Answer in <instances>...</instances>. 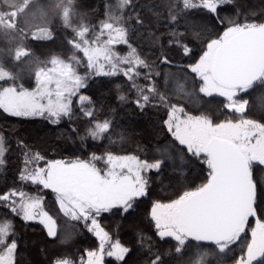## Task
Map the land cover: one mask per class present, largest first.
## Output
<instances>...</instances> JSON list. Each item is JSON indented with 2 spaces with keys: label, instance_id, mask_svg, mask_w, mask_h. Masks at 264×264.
<instances>
[{
  "label": "snow or ice",
  "instance_id": "obj_1",
  "mask_svg": "<svg viewBox=\"0 0 264 264\" xmlns=\"http://www.w3.org/2000/svg\"><path fill=\"white\" fill-rule=\"evenodd\" d=\"M75 2L49 0L45 5L41 0H0V41L8 45L6 50L0 48V82H11L0 83V110L9 116L42 118L59 124L63 118L72 119L73 97H78L83 116L91 118L95 116V109L85 107L91 99L81 94L80 89L87 87L88 79L93 76L123 74L137 90L135 103L143 111L150 97L134 79L143 75L149 81L147 93L159 95L160 105L169 108L164 120L167 131L183 146L181 151L186 149L188 155L206 165L208 170L206 180L193 190L184 191L168 203H153L151 220L155 223L156 234L161 240L171 238L175 241V252L182 257L178 264H207L209 256L222 261L231 246L241 239V234L246 233L249 218L257 215L253 166H264V122L246 118L244 113L250 101L235 97L249 92L264 96V23L249 21L246 16L240 22L241 13L237 9V18L228 19L227 26L215 38L203 41L202 54L195 64L189 65L195 79L202 82L201 93L224 97L227 101L224 108L239 114L216 123L209 115L192 116L176 104L169 105L165 93L158 92L152 81V67L128 40L129 28L124 14L132 0H117L115 9L108 6L106 18L100 21L98 29L83 22H73ZM232 3L234 0H178L177 14L169 13L170 22L175 23L179 14L192 10H205L218 18V8ZM152 10L154 15H159ZM57 18L65 29L72 31L67 43L74 51L67 60L53 55L47 61L33 62L29 73L34 87L29 89L18 84L24 73L21 67L23 58L30 55L24 42L29 38L33 41L54 39L49 25ZM128 19H131V13ZM136 24H143L139 14ZM172 35L169 44L174 43L182 48L184 55H189V45L176 38L184 33L174 31ZM194 35L199 37V33ZM118 45H126L128 52L124 55L118 53ZM160 62L170 63L167 57ZM81 67L87 69L83 75L78 71ZM141 68L147 71L141 73ZM177 93L187 94L186 88L177 85ZM117 99L123 102L126 97L121 94ZM257 107L264 111V105L258 104ZM112 124L111 119L96 120L87 128V136L93 140L113 138ZM113 139L123 140L124 136L121 134ZM6 151L4 138L0 136V165L5 163ZM35 158L43 159L38 153ZM98 160H103L106 168L97 167L94 161ZM29 163L25 159V165ZM161 164V160L150 163L133 155L108 152L105 157L93 154L88 161L53 160L34 170L25 167L19 179L39 186L37 191L50 190L60 213L83 222L88 231L94 232L101 240L100 253L89 251L87 264H102L107 233L100 229L95 217L116 208L123 212L131 209L138 198L147 194L148 178L143 173L159 172ZM43 199L15 189L0 195V202H5L4 206L14 215L26 222L38 221L49 237H55L57 222L43 209ZM10 236L13 238L9 241ZM190 241L198 246L207 242L214 248L197 247L183 258ZM16 249L13 222L4 220L0 222V264H14ZM128 252V248L116 243L107 255L122 261ZM149 252L151 254L150 249ZM154 255L151 264H164L160 254ZM233 261L234 264H264V222L260 219L251 228L246 252L239 259L233 257ZM51 264H76V261L71 257H57ZM80 264H83L82 259Z\"/></svg>",
  "mask_w": 264,
  "mask_h": 264
},
{
  "label": "trees",
  "instance_id": "obj_2",
  "mask_svg": "<svg viewBox=\"0 0 264 264\" xmlns=\"http://www.w3.org/2000/svg\"><path fill=\"white\" fill-rule=\"evenodd\" d=\"M48 2L49 0H41L45 5ZM177 2L178 0H132L124 14L126 26L129 28V42L152 67V81L158 92L165 93L169 105L176 104L188 115H209L216 123L238 116L239 114L228 112L224 108L227 102L225 98L217 95L205 96L199 91L202 82L195 79L189 65L195 64L202 54L203 41L215 38L227 26L228 19L237 18V9L241 13L238 17L240 22L246 16L249 21L264 23V0H234V3L218 8V18L205 10H192L179 14L177 21L171 23L169 13L177 14ZM116 3L117 0H76L73 22H83L98 29L100 21L106 18L108 6L115 9ZM152 9L159 15H154ZM137 14L143 24H136ZM221 21H224L223 25ZM49 26L54 33V39L33 41L29 38L24 42L30 55L23 58L21 67L24 73L17 83H22L26 88L34 87V80L29 73L33 62L47 61L53 55L67 60L74 51L67 43L68 38L73 35L72 31L65 29L58 18ZM174 31L184 33L176 38L189 45V55H184L182 48L174 43L169 44L173 40ZM194 33H199V37ZM7 47L6 42L0 41V48L6 50ZM119 49L128 50L126 45H120ZM163 57H167L170 63L162 64L160 61ZM5 60H8L7 51ZM139 70L141 73L147 71L143 68ZM80 71L82 75L85 73V70ZM138 81L149 84L143 76ZM177 85H183L187 94H178ZM80 93L90 97L91 103L86 102L85 107L95 109L94 117L83 116L77 103L78 97H73L72 119L63 118L59 124L49 123L42 118L9 116L0 110V136L4 138L7 148L3 157L5 163L0 165V195L15 189L42 196L43 209L57 222V235L49 237L43 225L22 220L4 206L5 202H0V222H13L14 238L17 241L14 264H51L57 257H71L76 264H80L89 251L98 250L101 244L98 237H94L93 232L88 231L83 222L72 220L60 213L51 191H37L39 186L24 183L19 177L25 167H40L53 160L88 161L93 154L105 157L108 152L121 156L133 155L150 163L161 160L162 164L159 172L146 173L147 194L138 198L131 209L123 212L116 208L95 217L112 243H119L129 249L122 261L105 257L102 264H151L155 259L154 254H160L164 264H178L182 257L175 252V241L171 238H159L150 219V211L153 203H168L184 191L199 186L206 180L207 166L188 155L186 149L181 151L183 146L167 131L164 120L167 119L168 107L160 105L159 95L148 94L149 103L141 111L135 103L138 99L137 90L123 74L114 77L93 76L88 79L87 87L80 89ZM121 94L126 97L123 102L117 99ZM235 99H248L250 104L244 113L245 117L264 122V111L257 107L258 104L264 105V96L258 97L256 92L239 93ZM106 118L113 121L112 137L123 134V140H93L87 136L86 130L91 123ZM25 153H28L27 157ZM37 153L43 159H36ZM25 159L30 161L28 165H25ZM253 179L257 185V201L254 205L257 215L249 218L246 233L241 234V239L231 246V251L222 261L209 256L207 264H234L233 257L239 259L246 252V244L250 241L249 230L253 228L256 220L264 222V166H253ZM12 238L10 236L9 240ZM197 247L214 248L207 242H201L198 246L196 242L190 241L183 258H187L189 252Z\"/></svg>",
  "mask_w": 264,
  "mask_h": 264
},
{
  "label": "rangeland",
  "instance_id": "obj_3",
  "mask_svg": "<svg viewBox=\"0 0 264 264\" xmlns=\"http://www.w3.org/2000/svg\"><path fill=\"white\" fill-rule=\"evenodd\" d=\"M120 45H118V46H116V51L118 52V53H120L121 55H124V54H126L127 52H128V50H125V51H122V50H118V47H119ZM122 67H128V65H122ZM80 70H85V72L87 71V69L85 68V67H81V68H79L78 69V71H79V73L82 75V73H81V71ZM189 70H190V68H189ZM140 71V70H139ZM194 74V73H193ZM195 75V74H194ZM141 76H143V75H141ZM134 79L136 80L137 79V85H139V86H142V87H144V90H145V94H151V95H153L152 93H147V84L146 83H139V81H138V78H135L134 77ZM213 95H217V94H215V93H213ZM217 96H219V95H217ZM224 98V97H223ZM178 107V106H177ZM168 110H169V108H168ZM184 113H178V115H183ZM178 142V141H177ZM179 143V142H178ZM94 163L97 165V167H99V168H101V169H104V168H106V165L104 164V162H103V160H101V161H94ZM47 164V163H46ZM46 164H43L42 166H40V167H45L46 166ZM36 167H39V166H37V165H35V166H33V167H30V168H28V170H34ZM143 175H146V173H143ZM50 191V190H49ZM29 195H31V194H29ZM32 196H36V195H32ZM18 199V198H17ZM102 213H106V212H102ZM70 218V217H69ZM251 218V217H250ZM150 219H151V211H150ZM31 222H36V223H39L38 221H31ZM153 222V224H154V226H155V223H154V221H152ZM256 223V222H255ZM40 224V223H39ZM89 224H90V221H89ZM42 225V224H41ZM255 227V224H254V226H253V228ZM94 233V232H93ZM249 234H250V240H251V229L249 230ZM10 241V240H9ZM113 244H116V243H112V241L110 240V238L107 236V240H105L104 241V253H103V259L105 258V257H109L108 255H107V252L108 251H110L111 250V248H112V245ZM101 245V244H100ZM98 254L100 253V246H99V248H98V250L96 251ZM115 258V257H114ZM13 259H14V257H13ZM87 261H88V256L86 257V259H84V261H83V264H87ZM103 261V260H102Z\"/></svg>",
  "mask_w": 264,
  "mask_h": 264
},
{
  "label": "flooded vegetation",
  "instance_id": "obj_4",
  "mask_svg": "<svg viewBox=\"0 0 264 264\" xmlns=\"http://www.w3.org/2000/svg\"><path fill=\"white\" fill-rule=\"evenodd\" d=\"M97 217V216H96ZM97 223H98V221H97ZM100 227V226H99ZM100 229H101V227H100ZM93 236L94 237H97L94 233H93ZM98 241H99V243H101V240L98 238Z\"/></svg>",
  "mask_w": 264,
  "mask_h": 264
},
{
  "label": "water",
  "instance_id": "obj_5",
  "mask_svg": "<svg viewBox=\"0 0 264 264\" xmlns=\"http://www.w3.org/2000/svg\"><path fill=\"white\" fill-rule=\"evenodd\" d=\"M102 230H103V228H101ZM103 232H105L104 230H103Z\"/></svg>",
  "mask_w": 264,
  "mask_h": 264
}]
</instances>
